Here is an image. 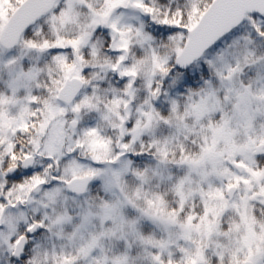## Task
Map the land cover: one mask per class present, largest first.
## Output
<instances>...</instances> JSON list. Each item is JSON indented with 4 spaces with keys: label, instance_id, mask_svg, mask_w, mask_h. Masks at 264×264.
Listing matches in <instances>:
<instances>
[{
    "label": "snow or ice",
    "instance_id": "1",
    "mask_svg": "<svg viewBox=\"0 0 264 264\" xmlns=\"http://www.w3.org/2000/svg\"><path fill=\"white\" fill-rule=\"evenodd\" d=\"M0 264H264V0H0Z\"/></svg>",
    "mask_w": 264,
    "mask_h": 264
}]
</instances>
